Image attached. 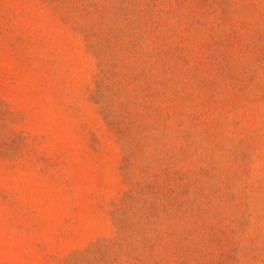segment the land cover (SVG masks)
I'll return each instance as SVG.
<instances>
[{
  "label": "rangeland",
  "instance_id": "374dc122",
  "mask_svg": "<svg viewBox=\"0 0 264 264\" xmlns=\"http://www.w3.org/2000/svg\"><path fill=\"white\" fill-rule=\"evenodd\" d=\"M0 264H264V0H0Z\"/></svg>",
  "mask_w": 264,
  "mask_h": 264
}]
</instances>
